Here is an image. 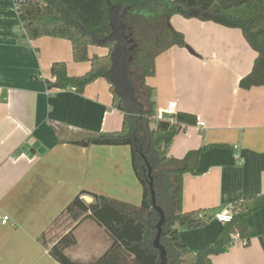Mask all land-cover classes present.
I'll list each match as a JSON object with an SVG mask.
<instances>
[{"label": "crops", "instance_id": "1", "mask_svg": "<svg viewBox=\"0 0 264 264\" xmlns=\"http://www.w3.org/2000/svg\"><path fill=\"white\" fill-rule=\"evenodd\" d=\"M170 23L186 46L156 58V73L147 79L155 90L154 119L194 117L195 124L174 137L170 157L213 147L200 157L196 173L183 177L184 212L206 211L211 219L264 194V85L242 86L257 58L242 30L180 14H172ZM94 54L106 50L90 47ZM56 62L66 63L71 76L90 69L89 62H74L67 40L29 39L16 0H0V264H57L50 250L73 228L77 244L67 256L93 264L112 239L93 220L77 226L66 208L78 196L92 203L94 195L137 206L143 201L129 146L74 143L89 133L122 128L123 114L113 105L108 82L98 79L83 93L50 89ZM35 142L43 153L24 151ZM5 215L11 219L6 225ZM225 226L210 220L200 229L179 228V236L199 251L216 243ZM233 237L248 245L232 243L213 256V264H264V208L248 218L246 237Z\"/></svg>", "mask_w": 264, "mask_h": 264}, {"label": "trees", "instance_id": "2", "mask_svg": "<svg viewBox=\"0 0 264 264\" xmlns=\"http://www.w3.org/2000/svg\"><path fill=\"white\" fill-rule=\"evenodd\" d=\"M128 1L25 0L17 3L19 18L29 39L67 40L72 45L74 62L90 63L89 71L80 76H71L64 62L54 63L51 71L55 81L48 83L49 88H74L83 93L91 83L105 79L113 105L123 114L119 131L89 133L74 143L84 147L129 146L132 166L143 188V201L139 206L96 195V201L88 204L78 196L66 212L77 226L85 220H93L110 235L111 246L93 264H161L160 251L154 247L161 217L152 207V179L157 205L166 217L161 244L167 251L168 264H213V256L225 253L235 234L248 235V218L264 208V194L230 207L234 219L225 224L213 245L193 251L181 241L179 228L200 229L211 220L197 218L206 211L184 212L183 177L195 174L200 157L213 147L192 151L183 159L169 156V148L181 126H192L195 120L192 115L178 113L175 117L179 125L156 121L155 90L147 79L155 75L159 55L173 47H185L186 41L172 27L171 15L147 18L134 11ZM171 2L179 7L173 14L242 30L257 53L254 69L242 81V86L264 85V0ZM90 47L104 49L106 54L91 56ZM76 244L73 228L51 248L50 255L57 264H82L66 254Z\"/></svg>", "mask_w": 264, "mask_h": 264}, {"label": "water", "instance_id": "3", "mask_svg": "<svg viewBox=\"0 0 264 264\" xmlns=\"http://www.w3.org/2000/svg\"><path fill=\"white\" fill-rule=\"evenodd\" d=\"M33 150L38 151L39 153H43L45 151V148L39 142H35L33 144H27L24 147V151L27 153L28 152L32 153ZM150 172H151V169H150ZM150 189H151L152 207L154 208L155 211H157L160 214V217H161L157 225V235L154 241V247L160 251V257L162 261L161 264H168L167 251L165 247L161 244L163 224L165 223L166 217H165L164 211L157 205L156 194H155L152 179L150 181ZM86 201L91 204L93 199L91 197H87Z\"/></svg>", "mask_w": 264, "mask_h": 264}, {"label": "rangeland", "instance_id": "4", "mask_svg": "<svg viewBox=\"0 0 264 264\" xmlns=\"http://www.w3.org/2000/svg\"><path fill=\"white\" fill-rule=\"evenodd\" d=\"M130 1V2H129ZM129 5L134 11H138L147 18H155L160 15H171L176 7L171 0H129ZM128 5V6H129Z\"/></svg>", "mask_w": 264, "mask_h": 264}, {"label": "built area", "instance_id": "5", "mask_svg": "<svg viewBox=\"0 0 264 264\" xmlns=\"http://www.w3.org/2000/svg\"><path fill=\"white\" fill-rule=\"evenodd\" d=\"M23 1H25V0H16V5H17V3L23 2ZM41 78L45 79L44 76H41ZM48 80L55 81V78L52 75V73L50 74V77L48 78ZM163 120L164 121H169L173 125H179V122H178L177 118L175 117V114H171L169 117H166ZM199 126L200 127H204L205 123L204 122H200ZM181 128H185V126L182 125ZM207 217L208 216L206 214L200 213V214H198L197 218L199 220H207ZM233 219H234V215H233V212L230 209L219 211V212L215 213L212 216V218H211V220H215V221H217L218 223H221V224L231 223L233 221ZM10 220H11L10 216L5 215V216H3L1 221H2V224L6 225V224H8L10 222ZM235 242H240L243 245H248V240L247 239H240L239 237H234L233 244Z\"/></svg>", "mask_w": 264, "mask_h": 264}]
</instances>
